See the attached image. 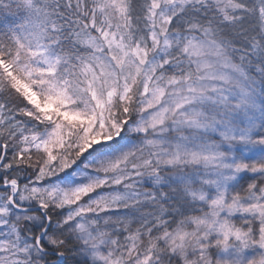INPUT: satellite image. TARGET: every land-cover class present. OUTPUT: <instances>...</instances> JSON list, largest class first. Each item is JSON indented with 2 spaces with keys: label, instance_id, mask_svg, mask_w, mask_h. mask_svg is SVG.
Returning a JSON list of instances; mask_svg holds the SVG:
<instances>
[{
  "label": "snow or ice",
  "instance_id": "snow-or-ice-1",
  "mask_svg": "<svg viewBox=\"0 0 264 264\" xmlns=\"http://www.w3.org/2000/svg\"><path fill=\"white\" fill-rule=\"evenodd\" d=\"M0 264H264V0H0Z\"/></svg>",
  "mask_w": 264,
  "mask_h": 264
}]
</instances>
